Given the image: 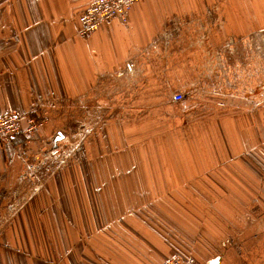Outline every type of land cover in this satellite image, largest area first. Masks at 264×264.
<instances>
[{
	"label": "crops",
	"instance_id": "crops-1",
	"mask_svg": "<svg viewBox=\"0 0 264 264\" xmlns=\"http://www.w3.org/2000/svg\"><path fill=\"white\" fill-rule=\"evenodd\" d=\"M92 1L0 0V115L46 120L0 144V264H264V104L200 108L211 98L187 96L206 83L175 37L183 18L203 20L216 44L246 40L252 57L264 0H138L126 22L81 35ZM129 82L140 84L141 129H117L126 150L55 170L48 160L29 196L27 163L67 137V116L114 83L135 93ZM252 232L262 245L247 256Z\"/></svg>",
	"mask_w": 264,
	"mask_h": 264
},
{
	"label": "rangeland",
	"instance_id": "rangeland-1",
	"mask_svg": "<svg viewBox=\"0 0 264 264\" xmlns=\"http://www.w3.org/2000/svg\"><path fill=\"white\" fill-rule=\"evenodd\" d=\"M189 21L190 18H183L181 21L183 29H179L182 26L178 23L179 27L177 26L178 31L175 37L178 36L177 40L181 43L179 48L182 59L187 62L190 59L194 60L196 67L193 66V68L199 71L206 84L191 90L187 98L199 101L211 98V104L199 105L200 108L208 110L234 109L240 106L246 107L248 104L251 106L264 104V42H261V47L250 43L253 44L254 49L252 57L261 51L263 67L260 71L257 69L255 71L252 63L251 68L249 65V59L252 57L250 50L244 46L246 40H233L229 44L224 41L216 44L212 33L201 27L200 24L203 20L196 22L194 19L193 24H189ZM172 39H174V35ZM221 45H223V50L220 49ZM216 46H219L220 50H216ZM176 47L178 48L177 44ZM125 84L128 87L132 86L131 89L136 90L135 93H125L121 89L120 83H114L111 87H106V90L102 92V97L97 101L91 100L85 104L87 108L85 114L78 116L75 113L67 116L65 120L68 124L67 137L64 140L61 138L57 142V145L63 147L62 152L56 158H48L47 153L45 158H34L27 163L28 171L24 179H26L25 182H28L26 187L31 192L29 196L44 187L46 178L41 173L48 160H51L50 170H55L62 168L67 163L76 162L79 156L83 158L88 155L120 153L126 150L122 147L116 148L114 145L115 142H119L117 129H120L123 135H126L127 130L131 132L132 126L140 131L142 99L140 93H137L140 91V87L136 89L140 84L137 82ZM146 88H148L147 85ZM189 88H193L192 82L189 84ZM163 90L170 92L167 84L163 85ZM132 108H135L134 112L131 110ZM138 111L139 113H137ZM26 195L21 196V199L27 198ZM256 240L258 241L259 238H254L253 232L251 237H247L245 242L247 256L250 255L248 252H252L262 245ZM252 263L253 259L251 258L249 264Z\"/></svg>",
	"mask_w": 264,
	"mask_h": 264
},
{
	"label": "built area",
	"instance_id": "built-area-1",
	"mask_svg": "<svg viewBox=\"0 0 264 264\" xmlns=\"http://www.w3.org/2000/svg\"><path fill=\"white\" fill-rule=\"evenodd\" d=\"M138 0H93L92 3L83 11L79 18L81 35H88L98 29L103 23L119 19L123 22L128 20L133 6ZM135 74L138 70L135 69ZM184 99L182 93L172 96L173 102H180ZM46 124L45 119L20 115L17 113H5L0 115V144L11 141L20 134L30 135L37 132ZM65 139V138H64ZM67 139V138H66ZM63 147L56 145L49 151L48 158H56ZM161 264H198L195 259H181L172 257Z\"/></svg>",
	"mask_w": 264,
	"mask_h": 264
}]
</instances>
